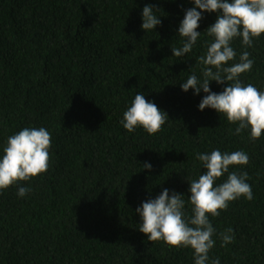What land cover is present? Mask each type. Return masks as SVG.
<instances>
[{
	"label": "trees",
	"instance_id": "trees-1",
	"mask_svg": "<svg viewBox=\"0 0 264 264\" xmlns=\"http://www.w3.org/2000/svg\"><path fill=\"white\" fill-rule=\"evenodd\" d=\"M146 5L160 10L161 23L144 32ZM192 7L189 0H0V155L26 127L51 134L48 170L0 192V264H195L190 248L149 242L136 209L168 189L184 196L190 217L188 183L206 171L196 156L217 149L248 155L216 184L246 172L253 199L209 216L215 244L208 264H264V134L255 141L248 129L235 134L238 124L198 109L205 93L181 90L190 75L203 80L198 57L217 17L201 13L192 51L172 56ZM231 46L236 57L225 66L248 51L254 63L239 81L264 91V35L251 47L240 38ZM226 86L209 85L215 93ZM137 93L168 116L154 135L121 124ZM18 187L30 191L19 197ZM228 228L234 241L221 247Z\"/></svg>",
	"mask_w": 264,
	"mask_h": 264
},
{
	"label": "clouds",
	"instance_id": "clouds-1",
	"mask_svg": "<svg viewBox=\"0 0 264 264\" xmlns=\"http://www.w3.org/2000/svg\"><path fill=\"white\" fill-rule=\"evenodd\" d=\"M194 7L186 10L178 27V36L183 38L180 48H171L172 56L183 57L192 51L200 32L201 13H217L215 22L204 32L212 37L206 54L198 57L203 80L195 74L190 75L180 84L183 92L193 89L194 95L205 93L198 109L215 110L226 117L230 124H238L235 134L248 129L250 139L255 141L264 134V91L252 84L246 86L239 81L241 74L252 69L254 61L248 51L242 52L239 62L225 66L236 57L231 46L235 38H240L243 46L251 47L254 39L264 35V0H189ZM154 9L146 5L142 9L141 30L152 31L160 23ZM215 69V71H213ZM226 84L223 91L215 93L210 90V82ZM231 82V83H228ZM167 114L157 105L137 93L131 105L123 113L121 124L131 133L142 128L148 135L158 133L166 121ZM51 134L44 127H26L9 136L0 155V192L20 182H26L45 173L49 167ZM199 160L206 170L198 179L191 180L188 203L191 205V216L185 218L184 196L168 189L155 198L141 204L136 209L140 217L138 231L147 237L149 242L162 241L169 248H190L194 254L195 264H208L209 251L214 247L215 229L209 216L218 217L227 209L230 202L241 197L253 199L251 186L247 183L246 172L232 171L226 180L217 185L216 181L228 173L230 166H244L249 157L243 151L221 153L213 150L210 154L198 153ZM144 169L151 170L145 163ZM30 191L27 187H18L17 195L24 197ZM233 230L228 228L220 234L221 247L234 241ZM211 264H220L219 258Z\"/></svg>",
	"mask_w": 264,
	"mask_h": 264
}]
</instances>
